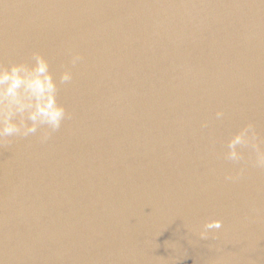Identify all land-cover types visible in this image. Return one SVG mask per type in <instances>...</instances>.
<instances>
[{
  "label": "water",
  "instance_id": "water-1",
  "mask_svg": "<svg viewBox=\"0 0 264 264\" xmlns=\"http://www.w3.org/2000/svg\"><path fill=\"white\" fill-rule=\"evenodd\" d=\"M37 52L70 115L0 146V264H264V168L225 155L264 147V0H0V63Z\"/></svg>",
  "mask_w": 264,
  "mask_h": 264
},
{
  "label": "clouds",
  "instance_id": "clouds-1",
  "mask_svg": "<svg viewBox=\"0 0 264 264\" xmlns=\"http://www.w3.org/2000/svg\"><path fill=\"white\" fill-rule=\"evenodd\" d=\"M34 63H13L11 67L0 63V146L11 143V137H28L44 128L40 136L41 142H46L51 134L59 130L64 120L70 115L64 105L58 102V84L50 71L49 61L40 53L33 54ZM79 53H73L71 64L81 61ZM73 79L70 69L60 75V83ZM224 112L217 111L216 118L220 119ZM207 127V122L204 124ZM238 146H248L254 151L252 163L258 168H264V147H261L260 134L254 123L249 122L228 141L226 158L240 162L244 154ZM245 172L241 168L235 175L229 173L225 179L234 181ZM223 221L209 220L199 232L201 240H207L209 230L220 229Z\"/></svg>",
  "mask_w": 264,
  "mask_h": 264
}]
</instances>
